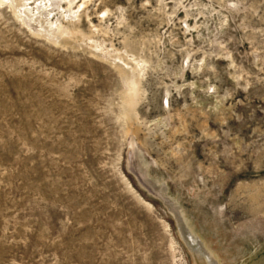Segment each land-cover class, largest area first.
<instances>
[{
    "label": "rangeland",
    "instance_id": "374dc122",
    "mask_svg": "<svg viewBox=\"0 0 264 264\" xmlns=\"http://www.w3.org/2000/svg\"><path fill=\"white\" fill-rule=\"evenodd\" d=\"M0 264H264V0H0Z\"/></svg>",
    "mask_w": 264,
    "mask_h": 264
}]
</instances>
